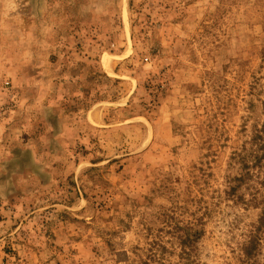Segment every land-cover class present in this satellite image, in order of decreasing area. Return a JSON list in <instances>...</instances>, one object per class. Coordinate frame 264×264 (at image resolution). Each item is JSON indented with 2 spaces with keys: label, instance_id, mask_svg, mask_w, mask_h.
<instances>
[{
  "label": "rangeland",
  "instance_id": "obj_1",
  "mask_svg": "<svg viewBox=\"0 0 264 264\" xmlns=\"http://www.w3.org/2000/svg\"><path fill=\"white\" fill-rule=\"evenodd\" d=\"M263 123L264 0H0V264H246Z\"/></svg>",
  "mask_w": 264,
  "mask_h": 264
},
{
  "label": "trees",
  "instance_id": "obj_2",
  "mask_svg": "<svg viewBox=\"0 0 264 264\" xmlns=\"http://www.w3.org/2000/svg\"><path fill=\"white\" fill-rule=\"evenodd\" d=\"M256 132L255 136L251 139L252 148H250V160L245 163V167L248 168L246 174L252 177H254V172H252V170L256 171L258 175H261V169H264V123ZM236 154L237 157H240L242 152ZM242 160L244 162L243 158ZM257 180L264 185V180L261 177L258 176ZM262 236H264V208L256 224L250 229L249 235L242 247V255L246 264L254 263L253 259L261 246Z\"/></svg>",
  "mask_w": 264,
  "mask_h": 264
}]
</instances>
